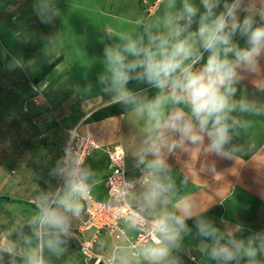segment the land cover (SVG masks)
Instances as JSON below:
<instances>
[{"label":"clouds","instance_id":"9594fccd","mask_svg":"<svg viewBox=\"0 0 264 264\" xmlns=\"http://www.w3.org/2000/svg\"><path fill=\"white\" fill-rule=\"evenodd\" d=\"M165 7L161 18L141 24L142 34L120 31L116 42L104 48V73L99 78L103 91L116 103L132 105L145 118L147 137L136 158L143 169L138 181L140 211L132 214L130 222L147 224L150 239V243L114 246L109 264H139L140 259L165 264L186 229L192 212L187 200L178 201L175 211L166 207L157 211L159 205L168 203L173 189L165 156L177 146L171 138L177 136L190 144L206 139L210 152L226 156L233 128L243 123L233 113H252L257 108L255 101L237 99L236 93L244 74L255 75L264 58V0H200L199 6L194 0H180L179 7L177 0H167ZM236 35L245 38L244 47L234 42ZM133 79L147 83L157 94L148 98L132 91L128 84ZM78 165L59 170L58 175L64 177L62 191L40 198L29 222L34 245L31 237L23 239L25 246L0 237V264L5 255L8 264H18L17 257L22 264H47L45 248L59 250L72 218L82 211L81 200L88 190L89 173ZM197 227L202 236L212 239L209 255L219 264L238 260L261 264L257 258L264 255V233L246 241L229 238L222 244L210 223L198 221Z\"/></svg>","mask_w":264,"mask_h":264},{"label":"crops","instance_id":"0c3cea01","mask_svg":"<svg viewBox=\"0 0 264 264\" xmlns=\"http://www.w3.org/2000/svg\"><path fill=\"white\" fill-rule=\"evenodd\" d=\"M96 1L44 0L51 9V26L55 31L44 58L54 70L59 65L67 79L83 81L76 86L73 128L88 134L102 146L121 147L127 154V175L132 178L143 173L136 158L147 137L145 118L136 113L132 105L116 103L103 91L99 78L104 73V48L116 42L120 31L142 34L141 24L147 26L161 18L167 0L160 3L151 17L144 13L150 0H103L102 6H96ZM194 3L199 6L200 0H194ZM179 5L180 0H177ZM222 10V6L217 9L218 12ZM240 15L242 18L244 14ZM195 28L194 24L193 30ZM233 39L241 47L245 46V38L236 35ZM206 57L207 53H204L205 60ZM260 65L255 75L244 74L237 86L236 98L243 96L253 100L257 108L252 113H233L243 123L233 128L226 156L210 152L206 139L203 143L190 144L177 136L171 138L177 146L165 156L173 189L168 194V203L159 205L157 211L161 207L175 211L178 201L187 200L192 205V212L165 264H171L173 260L176 264H219L209 255L213 241L199 233L198 221L208 222L217 229L222 244L229 238L246 241L256 233H264V91H261L264 89V58ZM33 87L36 86L31 89ZM128 88L148 98L157 94L155 88L134 79ZM83 170L96 174L88 182L92 185L93 195L99 200L104 199V179L108 173L104 153L96 151L92 154L85 161ZM139 192L140 185L135 184L127 196L129 204L138 205ZM77 224L78 217H74L71 228ZM128 231L132 235V230ZM91 234L89 230L83 235L89 238ZM110 241L113 248L116 245L127 247L126 240L116 241L102 234L94 250L103 244L111 254ZM257 259L264 264V255ZM139 263L148 264L142 259ZM230 264L246 262L238 260Z\"/></svg>","mask_w":264,"mask_h":264},{"label":"rangeland","instance_id":"374dc122","mask_svg":"<svg viewBox=\"0 0 264 264\" xmlns=\"http://www.w3.org/2000/svg\"><path fill=\"white\" fill-rule=\"evenodd\" d=\"M94 4L102 6L103 0ZM50 14L44 0H0V196L13 200L0 203V237L21 246H25L23 229L27 227L33 234L29 222L40 198L56 193L51 175L68 131L74 127L76 86L83 83L67 79L59 65L54 70L45 62L55 32ZM31 86L41 90L44 102L25 112L23 105L28 102ZM94 175L89 174V181ZM32 240L34 245L36 240ZM72 242L74 237L68 234L58 251L45 248L48 264H93L96 258L109 262L110 251L103 244L86 263ZM8 261L4 256L2 263ZM17 261L22 264L19 257Z\"/></svg>","mask_w":264,"mask_h":264},{"label":"built area","instance_id":"2783aa9c","mask_svg":"<svg viewBox=\"0 0 264 264\" xmlns=\"http://www.w3.org/2000/svg\"><path fill=\"white\" fill-rule=\"evenodd\" d=\"M163 0H150L144 7L146 17H151ZM28 102L23 105L27 112L30 106H39L44 102L42 92L33 87ZM96 151H102L106 157L108 173L104 179L105 198L97 199L92 192V185L87 181L88 190L81 200L82 211L78 217V224L71 229L69 235L74 237L80 254L85 262H91L94 256V248L99 237L104 234L109 238L119 241L126 240L127 247L137 245L141 241L150 243L147 236V224L134 226L130 221L132 214L140 211L138 205H131L127 201L129 192L139 184L143 173L129 178L126 168L127 154L121 147L102 146L88 134L80 133L77 128L68 131L63 146L61 160L54 169L51 179L55 185L56 193L62 191L64 177L58 175L62 168H68L75 162H79V168L83 170L85 161ZM92 231L89 238L84 237L85 231ZM132 230V235L129 231ZM96 258L93 264H96ZM109 264L107 261H103Z\"/></svg>","mask_w":264,"mask_h":264},{"label":"trees","instance_id":"16d2710c","mask_svg":"<svg viewBox=\"0 0 264 264\" xmlns=\"http://www.w3.org/2000/svg\"><path fill=\"white\" fill-rule=\"evenodd\" d=\"M29 96H31V92L28 94V98H29ZM60 160H61V156H60ZM59 163H60V161H59ZM59 163H58V165H59ZM57 165V166H58ZM56 166V167H57ZM55 167V168H56ZM54 168V169H55ZM11 202H13V200H11L10 198H8V197H4V196H0V203H11ZM28 228L27 227H25L24 229H23V233L25 234V236L26 237H31L32 239H35L36 240V238H35V236L30 232V231H28L27 230ZM69 243H71V242H69ZM73 243V247H76L77 248V250L79 251V249H78V247H77V245L74 243V242H72ZM5 256H7V255H5ZM8 257V256H7ZM9 258V257H8ZM47 261V264H48V260H46ZM3 264V263H2Z\"/></svg>","mask_w":264,"mask_h":264},{"label":"water","instance_id":"95a60500","mask_svg":"<svg viewBox=\"0 0 264 264\" xmlns=\"http://www.w3.org/2000/svg\"><path fill=\"white\" fill-rule=\"evenodd\" d=\"M96 264H105L103 261H97V263Z\"/></svg>","mask_w":264,"mask_h":264}]
</instances>
